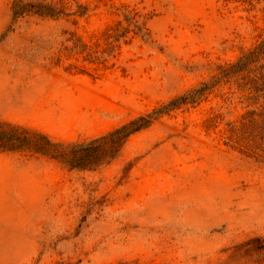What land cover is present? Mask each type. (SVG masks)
Wrapping results in <instances>:
<instances>
[{"label":"rangeland","instance_id":"obj_1","mask_svg":"<svg viewBox=\"0 0 264 264\" xmlns=\"http://www.w3.org/2000/svg\"><path fill=\"white\" fill-rule=\"evenodd\" d=\"M13 1L0 121L55 145L17 129L37 145L0 150V264H264V132L222 73L264 39V0ZM197 88L100 160L66 161Z\"/></svg>","mask_w":264,"mask_h":264},{"label":"trees","instance_id":"obj_2","mask_svg":"<svg viewBox=\"0 0 264 264\" xmlns=\"http://www.w3.org/2000/svg\"><path fill=\"white\" fill-rule=\"evenodd\" d=\"M12 9L16 16L30 11L46 16L54 14V12H52L53 7L49 4H30L24 0H14ZM222 73L227 79H233L236 87L245 95L246 100L250 102L248 105L254 107L246 113L244 117V126L250 127L252 130L251 132H264V39L254 48L241 55L236 62L224 67ZM202 91L203 89L201 88L191 90L188 95L175 98L150 114L133 119L109 132L107 135L98 137L84 144L73 143L71 145V148L74 149L73 154L68 157L69 159H66V161H70L72 165H80L85 159L90 162L94 161V159L97 161L100 160L101 158L99 157H101V151L99 148H102L100 147V143H104L107 140L114 148H116V145L120 144L124 137L148 126L158 114L170 110L179 103L182 104L194 99ZM3 125L6 126V129L3 130L0 128V150L10 151L16 148H21L23 143L32 146L37 145V142H35L37 139L33 140L25 135H21L20 137L21 132L17 131L20 129L27 135L34 132H28L29 130L26 128L0 121V127H3ZM34 134L47 143L55 145V143L51 142L44 134ZM91 146L94 147L92 151L96 150L97 152L92 156H88V158L75 153L76 148H90Z\"/></svg>","mask_w":264,"mask_h":264},{"label":"crops","instance_id":"obj_3","mask_svg":"<svg viewBox=\"0 0 264 264\" xmlns=\"http://www.w3.org/2000/svg\"><path fill=\"white\" fill-rule=\"evenodd\" d=\"M12 122L14 123H17V124H21V125H25V126H30V127H36L38 125V123H35V122H27L29 120H26V119H11ZM41 124V123H39ZM37 128V127H36Z\"/></svg>","mask_w":264,"mask_h":264}]
</instances>
